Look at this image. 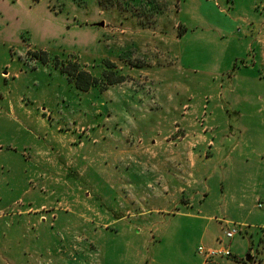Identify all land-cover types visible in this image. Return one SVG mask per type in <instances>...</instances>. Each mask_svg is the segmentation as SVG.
<instances>
[{
	"label": "rangeland",
	"instance_id": "obj_1",
	"mask_svg": "<svg viewBox=\"0 0 264 264\" xmlns=\"http://www.w3.org/2000/svg\"><path fill=\"white\" fill-rule=\"evenodd\" d=\"M234 228L264 264V0H0V264H200Z\"/></svg>",
	"mask_w": 264,
	"mask_h": 264
},
{
	"label": "trees",
	"instance_id": "obj_2",
	"mask_svg": "<svg viewBox=\"0 0 264 264\" xmlns=\"http://www.w3.org/2000/svg\"><path fill=\"white\" fill-rule=\"evenodd\" d=\"M109 67V66H108ZM61 70L68 74L70 80L75 82V85L83 91L89 90L93 86H97L102 80L93 76L92 74L80 69L79 65H68L63 66ZM104 80L107 81L108 84H115L118 82H122V77L115 78L113 72L105 71L104 72Z\"/></svg>",
	"mask_w": 264,
	"mask_h": 264
},
{
	"label": "built area",
	"instance_id": "obj_3",
	"mask_svg": "<svg viewBox=\"0 0 264 264\" xmlns=\"http://www.w3.org/2000/svg\"><path fill=\"white\" fill-rule=\"evenodd\" d=\"M237 233L238 229H230L226 231L224 237L220 239L218 247L206 248L204 246H200L198 248V252L204 256L206 263L217 258H230L232 256V252L230 244H228L227 241L230 243Z\"/></svg>",
	"mask_w": 264,
	"mask_h": 264
},
{
	"label": "crops",
	"instance_id": "obj_4",
	"mask_svg": "<svg viewBox=\"0 0 264 264\" xmlns=\"http://www.w3.org/2000/svg\"><path fill=\"white\" fill-rule=\"evenodd\" d=\"M203 236L206 238V244L208 245V247L209 248H214V247H218L219 246V241L223 237V234L222 233H217V232H214V231L210 232V230H209V231L205 232L203 234ZM231 252H232V256L234 258H217V259L214 260V263H212V264H248V263H245L243 258H241L242 257V253H240V251L238 249H234V247H232L231 248ZM250 259H251V257H250ZM200 264H206V262L202 261ZM251 264H254V263H251Z\"/></svg>",
	"mask_w": 264,
	"mask_h": 264
},
{
	"label": "water",
	"instance_id": "obj_5",
	"mask_svg": "<svg viewBox=\"0 0 264 264\" xmlns=\"http://www.w3.org/2000/svg\"><path fill=\"white\" fill-rule=\"evenodd\" d=\"M250 260V257L248 256V259H247V261H249Z\"/></svg>",
	"mask_w": 264,
	"mask_h": 264
}]
</instances>
